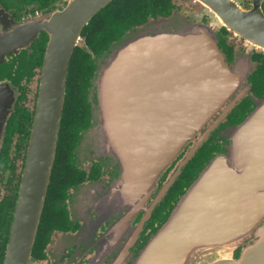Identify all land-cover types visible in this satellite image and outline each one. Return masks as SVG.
<instances>
[{"label": "water", "instance_id": "95a60500", "mask_svg": "<svg viewBox=\"0 0 264 264\" xmlns=\"http://www.w3.org/2000/svg\"><path fill=\"white\" fill-rule=\"evenodd\" d=\"M111 1L62 0L19 21L0 4V139L16 99L13 76L27 72V64H21L24 55L41 32L48 35L4 264H30L56 159L70 61L84 27ZM200 1L214 8L224 25L264 48L261 0H255L253 9L259 17L232 0ZM93 59L96 69L88 92L92 122L79 139L78 156L87 144H94V157L99 156L105 139L106 152L122 155V185L136 192L141 207L163 168L230 95L234 72L214 29L202 21L129 30ZM256 102L250 115L225 133L229 142L224 151L210 158L176 199L143 256H186L199 241L225 234L219 225L242 215L247 203L244 215L248 213L250 224L264 216V97ZM236 203L241 211L230 210Z\"/></svg>", "mask_w": 264, "mask_h": 264}, {"label": "flooded vegetation", "instance_id": "af4514ba", "mask_svg": "<svg viewBox=\"0 0 264 264\" xmlns=\"http://www.w3.org/2000/svg\"><path fill=\"white\" fill-rule=\"evenodd\" d=\"M232 3L244 12L251 11L253 17H259L260 13L253 11L255 0H232ZM259 7V11L264 13V0ZM142 16L141 19L145 20L129 30L157 23L173 25L176 22L202 21L211 25L227 65L234 72L233 89L208 122L163 168L141 207L138 206L136 192L128 189L125 183L122 185L126 168L123 157L120 158L122 155L119 157L106 152L105 139L101 141V147L98 146L99 150L103 149L99 156L94 157V144H87L78 156L79 139L92 122L89 102L90 121L79 129L69 161L73 166L66 162L69 167L64 184L57 188L58 191L51 192L49 198L47 194L30 264H218L221 260L239 261L242 257L246 259L245 264H264V216L257 217L250 224L248 213L244 215L249 210L248 203L242 207V215L228 218L225 226L219 225L225 234L210 241H199L186 256L142 255L176 199L209 159L224 151L225 144L229 142L225 137L228 129L246 119L255 109L256 100L264 97V48L224 25L214 8L200 0H172L171 7L168 0H162L160 6H148ZM47 42L48 39L42 63L36 65L38 87ZM11 83L16 89V99L9 117L20 93L19 87ZM23 83L28 85L29 82ZM38 87L32 107L25 103L28 88L26 90L24 105L34 110L28 135L14 131L15 135L8 143L6 122L0 139V264H4L26 165ZM261 138L260 145L264 146V138ZM200 140L201 144L193 151ZM3 149L8 150L7 162L2 158L6 154ZM233 209L234 212L241 211L238 203L234 208L231 205L230 210Z\"/></svg>", "mask_w": 264, "mask_h": 264}, {"label": "trees", "instance_id": "16d2710c", "mask_svg": "<svg viewBox=\"0 0 264 264\" xmlns=\"http://www.w3.org/2000/svg\"><path fill=\"white\" fill-rule=\"evenodd\" d=\"M61 2L62 0H0V4L17 21L36 15L37 12L49 11ZM155 4L160 6L162 0H113L84 27L82 43L76 46L70 61L62 124L48 198L51 192L58 191L57 188L64 184L67 167L73 166L71 163L69 164V161L79 129L85 127L90 121L88 92L91 78L96 69L93 54L102 53L129 29L140 25L145 20L141 19L143 18L142 13L148 10V6ZM168 4L171 7L172 0H168ZM47 39L48 35L44 31L38 35L32 45V54H30L31 52L30 55L25 54L21 62V64H27V72L13 76L11 81L19 87L20 93L6 125L5 133L8 143L11 141L10 138L15 135L14 131H18L19 134L26 133L25 136L29 133L34 110L24 105L28 85L23 82H30L38 74L36 65L42 63ZM2 78L3 75H1ZM3 153L6 154L2 158L7 162L8 150L3 149ZM66 162L69 164L68 166Z\"/></svg>", "mask_w": 264, "mask_h": 264}, {"label": "rangeland", "instance_id": "374dc122", "mask_svg": "<svg viewBox=\"0 0 264 264\" xmlns=\"http://www.w3.org/2000/svg\"><path fill=\"white\" fill-rule=\"evenodd\" d=\"M212 27V26H211ZM79 43H82L80 40ZM38 80H39V74L34 76L32 80L28 83V98L26 100V105L32 107L34 105L35 101V96L37 92V87H38Z\"/></svg>", "mask_w": 264, "mask_h": 264}]
</instances>
